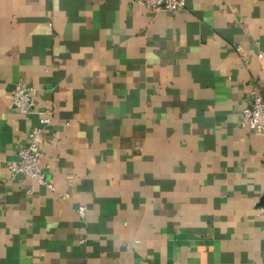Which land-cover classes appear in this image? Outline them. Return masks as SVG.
Instances as JSON below:
<instances>
[{
	"label": "crops",
	"instance_id": "1",
	"mask_svg": "<svg viewBox=\"0 0 264 264\" xmlns=\"http://www.w3.org/2000/svg\"><path fill=\"white\" fill-rule=\"evenodd\" d=\"M17 84L52 110L54 193L9 176L38 123ZM253 86L264 0H0V264H264V134L237 125Z\"/></svg>",
	"mask_w": 264,
	"mask_h": 264
},
{
	"label": "built area",
	"instance_id": "2",
	"mask_svg": "<svg viewBox=\"0 0 264 264\" xmlns=\"http://www.w3.org/2000/svg\"><path fill=\"white\" fill-rule=\"evenodd\" d=\"M130 1L153 12L159 10L177 11L185 7V0ZM236 51H241V47L237 46ZM9 106L21 115L36 114L38 116V123L31 126L24 144L17 149L16 161L7 164L9 176L23 175L30 182L44 186L54 193L56 188L48 178L46 167L42 165L41 159L43 153L40 150V146L46 137V130L52 123V110L39 111L36 108L35 89L32 86H25L23 84H17L14 87ZM239 115L237 125L241 129L264 134V94L256 86L251 87L246 103L240 109ZM26 193L30 195L31 190L27 189ZM86 211L87 207L84 205H80L77 208V212L81 218L85 217ZM256 216L264 222V205L257 208Z\"/></svg>",
	"mask_w": 264,
	"mask_h": 264
},
{
	"label": "water",
	"instance_id": "3",
	"mask_svg": "<svg viewBox=\"0 0 264 264\" xmlns=\"http://www.w3.org/2000/svg\"><path fill=\"white\" fill-rule=\"evenodd\" d=\"M261 205H264V195H263V197L261 198Z\"/></svg>",
	"mask_w": 264,
	"mask_h": 264
}]
</instances>
